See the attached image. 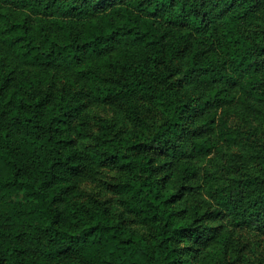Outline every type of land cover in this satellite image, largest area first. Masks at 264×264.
Instances as JSON below:
<instances>
[{
    "label": "trees",
    "instance_id": "1",
    "mask_svg": "<svg viewBox=\"0 0 264 264\" xmlns=\"http://www.w3.org/2000/svg\"><path fill=\"white\" fill-rule=\"evenodd\" d=\"M262 8L264 0H0V264H227L231 234L205 222L233 213L234 195L205 211L197 161L239 142L229 107H264V33L246 35ZM87 101H129L140 134L121 138L104 125L93 146L78 147ZM159 112L163 121L149 123L145 113ZM105 165L117 169L122 205L149 225L150 240L82 201L78 181ZM246 211L239 225L258 220L264 231V189Z\"/></svg>",
    "mask_w": 264,
    "mask_h": 264
},
{
    "label": "rangeland",
    "instance_id": "2",
    "mask_svg": "<svg viewBox=\"0 0 264 264\" xmlns=\"http://www.w3.org/2000/svg\"><path fill=\"white\" fill-rule=\"evenodd\" d=\"M211 9L221 24L223 7ZM248 27L247 36L259 38L258 35L264 33V8L257 12L254 21L248 22ZM146 105L139 102L138 113L141 112L143 116ZM228 109L230 125L239 142L234 145H221L197 163L201 170V183L204 185L201 199L205 211L219 208L218 199L232 194L235 210L233 213L224 212L217 220H207L205 226L211 230L222 228L231 234L230 250L224 260L227 264H264V231L260 229L258 220L242 225L238 223L241 215L247 212L250 201L256 199L264 189V107L239 104ZM85 114L89 117L86 137L76 143L83 149L93 146L94 139L99 136L104 125L117 137L140 134V128L130 118L129 101L106 105L87 101ZM161 114L145 113V117L149 123L159 124L163 121ZM205 175L209 177L207 180L204 179ZM252 179L261 180L263 185L246 188L245 183ZM122 182L113 166L98 167L95 172L85 174L78 181L83 194L81 199L83 202L105 207L112 215H119L125 226L150 240L153 231L149 225L142 224L137 215L127 212L122 205L123 195L117 191V186ZM202 250L203 253L209 252L211 243L205 244ZM214 264L224 263L215 261Z\"/></svg>",
    "mask_w": 264,
    "mask_h": 264
}]
</instances>
